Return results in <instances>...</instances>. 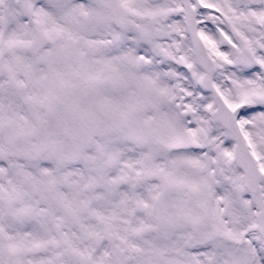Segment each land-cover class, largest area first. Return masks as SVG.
I'll return each instance as SVG.
<instances>
[{"label": "snow or ice", "instance_id": "1", "mask_svg": "<svg viewBox=\"0 0 264 264\" xmlns=\"http://www.w3.org/2000/svg\"><path fill=\"white\" fill-rule=\"evenodd\" d=\"M0 264H264V0H0Z\"/></svg>", "mask_w": 264, "mask_h": 264}]
</instances>
